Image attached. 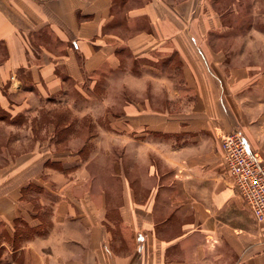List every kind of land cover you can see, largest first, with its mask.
Returning a JSON list of instances; mask_svg holds the SVG:
<instances>
[{
    "label": "crops",
    "instance_id": "0c3cea01",
    "mask_svg": "<svg viewBox=\"0 0 264 264\" xmlns=\"http://www.w3.org/2000/svg\"><path fill=\"white\" fill-rule=\"evenodd\" d=\"M124 54L163 65L127 76L135 97L93 138L124 154L85 158L37 118L92 113L71 93ZM232 131L264 161V0H0V264H264ZM108 160L114 178L91 175Z\"/></svg>",
    "mask_w": 264,
    "mask_h": 264
},
{
    "label": "rangeland",
    "instance_id": "374dc122",
    "mask_svg": "<svg viewBox=\"0 0 264 264\" xmlns=\"http://www.w3.org/2000/svg\"><path fill=\"white\" fill-rule=\"evenodd\" d=\"M251 5L248 4L246 7H243L244 12L251 11ZM143 61L133 60L131 58H127L125 54L123 55V59L121 62V66L119 69L111 72L99 75L95 81L88 82L84 85L83 90H76L71 95L77 98H81L76 103H82L83 106L86 107V110H92V113H87L85 116H76L72 115L70 108L67 104H63V102H55L57 104H52V102L45 106L43 103L44 110L50 109L54 111V116L51 115H40L38 116V120L42 122V124L54 122L55 125L65 126L70 124L73 127V131L71 135H75L76 137H83V141L85 142V146L83 148L82 156L85 158L92 157L96 154L97 157H104L109 159L110 156L116 157L124 154V150H115L113 154H109V149L101 148L99 149L98 145L94 143V137L102 136L104 138V134L101 129H99V125L102 127H109L110 124V114L119 115L123 113L124 106L126 101L134 98L135 94L130 89L131 85H127L125 80L128 75H134L137 77H141L144 73H150L153 75H158L159 68H162V62L151 63L154 66V69L144 67ZM150 63V62H149ZM141 85H137V90H140ZM153 88L152 84L145 89L144 92H151ZM141 93V92H139ZM85 94L87 97H84ZM78 95H80L78 97ZM85 100V101H84ZM66 103V102H65ZM66 105V106H64ZM95 113H94V111ZM57 136L66 137L67 135L64 132L58 131L55 133ZM107 135V134H106ZM109 141V140H107ZM77 144V143H76ZM77 147L72 149L73 153L77 152ZM66 152L64 145L58 146L56 148V152ZM69 168L77 167L75 163H69L67 165ZM91 175L93 176L96 173L102 172L103 177L107 180L108 178H114L111 176V172L114 169V166L109 163V160L105 163V165H96L92 161L87 165Z\"/></svg>",
    "mask_w": 264,
    "mask_h": 264
},
{
    "label": "built area",
    "instance_id": "2783aa9c",
    "mask_svg": "<svg viewBox=\"0 0 264 264\" xmlns=\"http://www.w3.org/2000/svg\"><path fill=\"white\" fill-rule=\"evenodd\" d=\"M223 161L233 185L258 222L264 221V161L253 151L240 131L221 139Z\"/></svg>",
    "mask_w": 264,
    "mask_h": 264
}]
</instances>
